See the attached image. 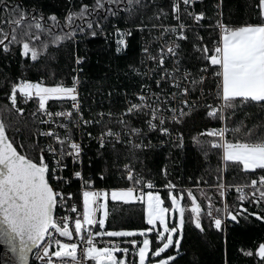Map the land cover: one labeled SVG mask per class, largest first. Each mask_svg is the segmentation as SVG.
I'll return each instance as SVG.
<instances>
[{"label": "snow or ice", "instance_id": "1", "mask_svg": "<svg viewBox=\"0 0 264 264\" xmlns=\"http://www.w3.org/2000/svg\"><path fill=\"white\" fill-rule=\"evenodd\" d=\"M202 2L76 0L73 3L70 0L69 8L61 18L55 12L46 13L41 0H0V53L7 56L18 47V55L32 62L38 60L49 44L59 47L65 41L78 44L82 37L107 36L109 26L116 35L117 54L127 49L128 38L134 36L133 28L142 36L146 29L148 36L155 32V50L153 40L146 39L141 45L143 70L130 66L141 77L140 90L132 98L125 93L126 106L114 121L121 126L120 130L105 125L99 129L98 136L93 137L92 131H87L86 135L90 140H96L100 150L122 143L146 151L152 147L151 134H157L161 144L171 142L176 147H183L184 132L177 126L187 123L186 118L199 103V98L190 102L188 97L198 88L202 96L203 84L212 77L215 99L212 104L205 103L204 107L206 116L221 122L222 126L205 128L193 136V140L199 145L198 136L212 138L208 141L209 150L219 151L225 168L234 166L247 177L241 186L225 184L218 176L215 187L219 196L224 198L227 189L234 187L238 193L237 203L230 205L222 199V206H217L207 197L206 208L191 190L187 191L190 205L182 204L184 190L177 191L178 186L171 181L164 183L167 192L162 198L159 191L153 190L155 185L151 180L134 174L130 163L123 165V171L131 186L122 188L96 190L94 181L75 168L65 177L62 173L69 158L73 165L82 163L83 143L76 141L73 129L102 125L105 115L112 121L113 112H99L95 117L85 118L78 99V77H73L72 86H45L43 82L19 79L11 84L7 101L17 113L23 114L24 109L17 106L18 96L25 101L38 98V111L49 118L40 123L52 127L37 131L36 135L48 138V142L41 146L38 141H33V151L37 153L33 158L14 147V141L5 134V124L0 122V243L14 253L17 264H28L29 253L33 251L39 264H178L186 219L195 230L204 234L205 217L208 229H214L223 242L222 264H231L229 223L247 226L254 217L264 224V132L248 129L244 139L226 136L229 131L227 121L238 108L247 105L264 108V0H252L248 5L252 15L242 24L217 19L214 28L218 32L210 42L204 41L198 32L207 18L206 11H196L197 3ZM215 7L217 16L222 17V0H217ZM145 16L148 24L144 23ZM169 16L175 24L163 23ZM120 21L128 27H119ZM189 30L193 33L191 41ZM42 35L44 40H41ZM33 41H40V47L34 46ZM182 41H190L192 49L199 55L182 60ZM195 59L202 63L188 67L189 60ZM85 61V56L74 57L77 66ZM148 80L155 85L154 89ZM50 100L71 101V109L49 111L46 104ZM60 118L66 122H61ZM136 122L140 127L135 126ZM162 171L166 177L167 169ZM74 179L81 183L82 212L74 193L57 190L61 184L70 185ZM52 180L57 184L51 183ZM109 199L126 204L142 203L145 226L133 230H108ZM248 205L256 210L250 211ZM186 212H189L187 218ZM73 213L75 217L71 215ZM104 237L123 239L116 244L103 240ZM78 242L85 245L79 251ZM237 251L249 258L251 264H264V237L251 247H240Z\"/></svg>", "mask_w": 264, "mask_h": 264}, {"label": "trees", "instance_id": "2", "mask_svg": "<svg viewBox=\"0 0 264 264\" xmlns=\"http://www.w3.org/2000/svg\"><path fill=\"white\" fill-rule=\"evenodd\" d=\"M72 2L75 3L76 0H72ZM251 2L252 0H222V20L232 22L234 25L249 20L252 13L248 5ZM69 3L70 0H41L46 13L55 12L61 18L66 14ZM216 3L217 0H203V3L198 5V10L206 11L207 18L203 21L205 27L200 31V35L206 42L212 41L218 32L213 27L217 20ZM144 23H149L147 16L144 17ZM120 24L125 23L120 21ZM44 39L45 37L42 35L41 40ZM190 41L183 44L182 60L185 57L199 55L192 49ZM33 45L39 48L40 41H33ZM141 45L140 35L134 33V36L129 40L128 48L119 54L116 53L114 45L102 37L90 39L82 37L78 44L65 41L59 47L49 44L46 50H42L36 62L30 61L28 58H21L18 55V47L7 56L0 53V118L5 124L10 141H14V147H17L19 152L35 158L37 153L33 151V141L40 143V139L36 135L39 120L37 116L32 115V110L38 104L34 101L22 105L18 100V107L23 108L24 113H17L6 98L12 83L18 82L19 79L32 81L41 78H44L48 84L69 81L72 67L75 64L74 57L77 54L86 57V61L79 67L82 86L86 93L95 95L99 100L110 98V101L105 103L102 108H115L120 106L124 100L122 93H128V96L132 97L140 90L141 77L136 75L130 66L143 70ZM209 46H212L211 43ZM201 63L199 59L189 60L188 67H194ZM206 88L208 95L211 94L210 101L214 102L215 97L212 95L215 90L214 78L209 77ZM186 120L185 125L177 126L181 127L184 132L183 147H176L171 142L161 144L157 134H151L155 144L146 151L123 145L109 146L100 150L97 144H93L89 153H86L84 161L85 177H90L96 188L104 187L111 190L112 188L131 186V182L126 179L123 171V165L130 163L134 174L142 176L146 181L151 180L155 185L154 190L159 191L162 198L167 192V189L163 187L164 183L171 181L178 186L177 191L181 188L184 190L183 204L190 205V201L187 199L188 190L193 192L204 208L207 207V197H210L217 206H222V199H226L230 205L237 203L238 193L234 187L227 189L224 198H221L218 191H215L217 189L215 185L218 183L217 177L221 176L225 184L242 186L247 179L246 175L234 166L225 168L219 151L209 150L208 141L212 138L198 136L199 145L193 140V136H197L205 128L220 127L221 122L207 117L204 107L194 109ZM227 127L229 128L226 133L228 139H244L248 129H253L254 132H264V108L259 105L241 106L236 110V114L227 121ZM237 128L239 131H234ZM20 145L26 147L22 148ZM205 151H207V155H205ZM165 168L167 169L166 177L162 171ZM101 175H103V179H101ZM72 187L76 190L79 183L75 182ZM199 190H202L205 195L200 196L201 191ZM248 207L250 211L256 210L251 205ZM143 208V204H126L109 200L106 228L108 230H133L145 226ZM188 215L189 212H186V218ZM250 220L251 222L247 226L243 223L239 226L231 223L228 225L231 264H251L249 258L242 256L237 249L251 247L254 242L264 237V224L256 221L254 217ZM203 224L206 232L201 234L186 219L182 253L181 257H178V264H222L223 242L214 229H208L206 217ZM103 239L120 244L123 238L104 237ZM121 246L125 245L121 244Z\"/></svg>", "mask_w": 264, "mask_h": 264}, {"label": "built area", "instance_id": "3", "mask_svg": "<svg viewBox=\"0 0 264 264\" xmlns=\"http://www.w3.org/2000/svg\"><path fill=\"white\" fill-rule=\"evenodd\" d=\"M203 3V2H202ZM201 3H197L196 5V11H201V10H198V5H200ZM216 15H217V12H216ZM217 19H222V17H218L217 16ZM156 22V21H155ZM187 23H190V21H185ZM216 22V21H215ZM164 24H175L176 21H174L171 16H169L166 20L163 21ZM203 23V22H202ZM215 25V23H214ZM213 25V27H214ZM119 27H121L122 29L123 28H126L128 27V25H125V24H120L118 25ZM205 27V25L201 28L198 29V32L199 34H201V30ZM107 32H108V35L107 36H104V35H98L97 37H102L103 39H107L108 43H112L116 49V35L114 33V30L112 29L111 26L108 27L107 29ZM133 33H137L140 35V39H141V42L142 44L145 42V40H153V48L155 50V46H156V41L154 40V36H155V32H153V35L152 36H148L147 35V29L145 30V33L142 34L138 31H136L135 28H133ZM188 35L189 37H191V35H193L192 31L189 30L188 32ZM97 37H94V38H97ZM89 39L90 38H93V37H88ZM131 39V37L128 38V44H129V40ZM187 42V41H182L181 42V46L183 47V44ZM181 47V49H182ZM128 48V47H127ZM125 51V50H124ZM123 52V51H122ZM77 55V54H76ZM181 59H182V51H181ZM171 63V61H169V64ZM82 65L80 66H77L76 64H74V67H72V71H71V78L69 81H61L60 83H57V84H62L64 86H72V80H73V77H78L79 79V83L77 85V90H78V93H79V101H80V105H81V108H82V111H83V114H84V117L85 118H92V117H95L97 113L99 112H104L105 114H107L109 111H112L113 112V117H112V121H109V118L107 115L104 116V124L102 125H90L88 126L86 129H80V128H76V129H73L74 131V138L76 139L77 142H81L83 143V153H82V157H81V160H82V163L80 164H76V165H73L71 159L69 158L67 160V168L64 169L62 175H64L65 177H68L71 175L72 173V170L75 168L76 170H81L83 175H84V171H83V166H84V161H85V158H86V153H89V149L90 147L93 145V144H97L96 140L95 139H89V137L86 135V132L87 131H92L93 133V137H96L98 136L99 134V129L101 127H104L105 125H107V127H111L113 128L115 131H119L120 130V125L119 124H116L114 123V121L118 118V113L123 111L124 107L126 106V102H125V99L123 100V102L121 103L120 106L118 107H115V108H102V106L105 104V103H108L110 101V98H107V99H97L95 95L91 94V93H86V91L84 90L82 84V79H81V70L80 71H76L75 69L81 67ZM209 79V78H208ZM207 79V80H208ZM207 80L206 82L203 84V95L201 96V91L200 89L198 88L191 96L188 97L189 101H195L199 98V103L198 105L195 107V109L197 108H200V107H204L205 103H208V104H212L213 102H211L210 100V95H208V91H207V88H206V85H207ZM32 82H43L45 84V86H55L57 84H48L46 83V80L44 78H41V79H38V80H32ZM150 85H152V88L154 89L155 88V85L152 83L151 80H148V82ZM146 92H148L149 90L148 89H145ZM214 92L215 90L213 91V94L214 95ZM128 94V93H127ZM123 96H125V93H122ZM129 98H132V97H129ZM22 103V105H26V104H29L31 102H34V101H37L38 98H35L33 97L32 99H29L27 101H25V99L23 97H20L19 99ZM218 106V105H217ZM46 107L48 108L49 111H61V110H70L71 109V101H67V102H62V101H55V100H50L47 102L46 104ZM205 108V107H204ZM206 110V109H205ZM33 113H36L35 116L38 117V120H39V128H38V131H45L47 130L49 127H52V125H49V124H42L40 123V121L43 119V120H47L49 119L48 117L44 116L42 113H40L38 111V105L32 110ZM74 112V110H73ZM75 115V113H74ZM55 119V118H54ZM61 122H66L63 120V118H60ZM137 127H140V124L138 122L135 123ZM222 126V124H221ZM220 126V127H221ZM219 128V127H218ZM59 131H63L62 129H59ZM39 139H40V144L41 146H44L47 142H48V138L46 137H43V136H39ZM151 142H152V145L155 144L154 140L151 138ZM184 143V141H183ZM98 145V144H97ZM115 145H123V146H131V145H125V144H122V143H115ZM132 147V146H131ZM85 176V175H84ZM126 177V176H125ZM75 182H78L79 183V187L75 190L73 189L72 185L75 183ZM51 183H53L54 185L57 184V181L55 180H52ZM95 187V186H94ZM64 190L65 192H72L75 194L74 196V199L76 200V202H78V207H79V210L82 212V196H81V192H82V188H81V183L80 181L78 180H73V182L70 184V185H64V184H61L59 186V188L57 190ZM96 190H101V189H106V188H96ZM108 190V189H106ZM145 190V189H144ZM138 204H142V203H139V202H136ZM61 212L63 210H60ZM60 212H57V215H59ZM73 217H75V213L71 214ZM62 240H64L65 238H60ZM98 240L100 238H97ZM103 239V238H102ZM74 241H77V238H73ZM104 240V239H103ZM107 240V239H105ZM113 243H116L115 241H112ZM116 244H119V243H116ZM85 245L83 243H79L78 242V251L80 248L84 247ZM98 246H103L102 244H98ZM31 263H36V264H39L38 261L35 260V252L33 253L32 255V261ZM88 264H94V262H88Z\"/></svg>", "mask_w": 264, "mask_h": 264}, {"label": "water", "instance_id": "4", "mask_svg": "<svg viewBox=\"0 0 264 264\" xmlns=\"http://www.w3.org/2000/svg\"><path fill=\"white\" fill-rule=\"evenodd\" d=\"M0 122L3 123L1 118ZM5 134L7 135V132ZM33 253L34 251L29 253L28 264H31ZM0 264H17L16 256L3 243H0Z\"/></svg>", "mask_w": 264, "mask_h": 264}, {"label": "rangeland", "instance_id": "5", "mask_svg": "<svg viewBox=\"0 0 264 264\" xmlns=\"http://www.w3.org/2000/svg\"><path fill=\"white\" fill-rule=\"evenodd\" d=\"M20 99V97L18 96V100ZM20 101V100H19ZM37 102V104H38V100L36 101ZM18 106V105H17ZM148 189L147 188H145V191H147ZM154 190V189H153ZM154 191H156V190H154ZM199 191H201V193H200V196H203V195H205L204 193H203V191L202 190H199ZM215 191H217V189H215ZM110 200V199H109ZM169 204H170V202H169ZM182 204H183V202H182ZM120 239V238H119ZM105 240V239H104Z\"/></svg>", "mask_w": 264, "mask_h": 264}]
</instances>
